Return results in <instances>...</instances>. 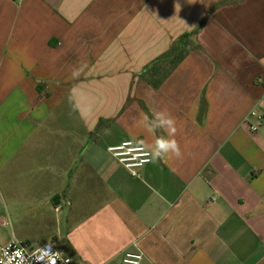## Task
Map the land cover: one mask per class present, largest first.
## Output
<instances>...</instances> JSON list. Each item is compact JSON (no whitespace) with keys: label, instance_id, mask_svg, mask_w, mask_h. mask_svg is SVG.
I'll list each match as a JSON object with an SVG mask.
<instances>
[{"label":"crops","instance_id":"obj_1","mask_svg":"<svg viewBox=\"0 0 264 264\" xmlns=\"http://www.w3.org/2000/svg\"><path fill=\"white\" fill-rule=\"evenodd\" d=\"M157 111L183 156L134 177L108 149L149 150ZM35 233L72 264H264V0H0V248Z\"/></svg>","mask_w":264,"mask_h":264},{"label":"built area","instance_id":"obj_2","mask_svg":"<svg viewBox=\"0 0 264 264\" xmlns=\"http://www.w3.org/2000/svg\"><path fill=\"white\" fill-rule=\"evenodd\" d=\"M252 117H257L258 122L262 120L256 113H252ZM251 129L256 132L259 124L252 125ZM108 152L134 177L140 176V171L153 161L150 151L144 145L130 139L109 147ZM144 258L138 244L134 243L131 249L123 253L120 264H143ZM72 262L70 257L60 252L52 243L35 248L27 242L12 240L0 248V264H72Z\"/></svg>","mask_w":264,"mask_h":264},{"label":"clouds","instance_id":"obj_3","mask_svg":"<svg viewBox=\"0 0 264 264\" xmlns=\"http://www.w3.org/2000/svg\"><path fill=\"white\" fill-rule=\"evenodd\" d=\"M83 69H75L72 73L73 78H78ZM70 97V101H71ZM73 111L81 112V115L84 114L81 111L79 103H72ZM88 111H91V108H88ZM147 124V127H145ZM141 125L151 134L159 130L162 134L156 136L151 147L149 149L151 156L154 160H163L169 157H175L177 159L182 158L183 151L179 142L174 138L177 133L176 120L166 111H157L152 114L151 117L144 116L141 120Z\"/></svg>","mask_w":264,"mask_h":264},{"label":"trees","instance_id":"obj_4","mask_svg":"<svg viewBox=\"0 0 264 264\" xmlns=\"http://www.w3.org/2000/svg\"><path fill=\"white\" fill-rule=\"evenodd\" d=\"M189 38L190 34H187L175 41L168 53L145 69L142 77L154 87H158L161 81L184 59Z\"/></svg>","mask_w":264,"mask_h":264},{"label":"rangeland","instance_id":"obj_5","mask_svg":"<svg viewBox=\"0 0 264 264\" xmlns=\"http://www.w3.org/2000/svg\"><path fill=\"white\" fill-rule=\"evenodd\" d=\"M33 246L38 247L40 244H43L46 240V236L44 234L35 233V235L29 239Z\"/></svg>","mask_w":264,"mask_h":264}]
</instances>
